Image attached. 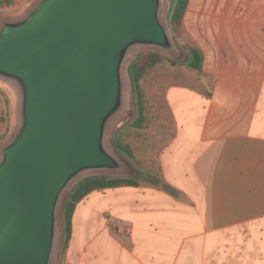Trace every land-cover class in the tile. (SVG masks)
<instances>
[{
	"label": "water",
	"instance_id": "water-1",
	"mask_svg": "<svg viewBox=\"0 0 264 264\" xmlns=\"http://www.w3.org/2000/svg\"><path fill=\"white\" fill-rule=\"evenodd\" d=\"M173 0H38L0 17V84L17 128L0 151V264H56L67 193L128 170L111 148L132 109L128 69L144 51L179 53Z\"/></svg>",
	"mask_w": 264,
	"mask_h": 264
},
{
	"label": "crops",
	"instance_id": "crops-1",
	"mask_svg": "<svg viewBox=\"0 0 264 264\" xmlns=\"http://www.w3.org/2000/svg\"><path fill=\"white\" fill-rule=\"evenodd\" d=\"M184 28L214 83L211 97L167 94L176 133L160 166L182 199L151 187L92 192L76 208L62 264H264V248L198 247L264 224V0H190Z\"/></svg>",
	"mask_w": 264,
	"mask_h": 264
},
{
	"label": "rangeland",
	"instance_id": "rangeland-1",
	"mask_svg": "<svg viewBox=\"0 0 264 264\" xmlns=\"http://www.w3.org/2000/svg\"><path fill=\"white\" fill-rule=\"evenodd\" d=\"M37 1L2 0L0 1V17L3 15H17L28 7L33 6ZM186 34L189 36L187 32ZM187 35H181L180 41H187V38L190 37ZM143 53H149V51L139 53L138 57ZM160 54L165 56L164 62L156 67L143 83L142 89L145 93L147 110V120L143 129L138 132L133 127L138 114V107L133 96L131 111L126 120L114 130L111 137L113 152L122 160L124 166H128L129 169L120 172H101L100 176L135 178L140 180L141 185L139 187H151L163 191L158 187L161 184L159 185L157 181L162 182L164 179L160 178V155L176 133V119L167 99L169 89L184 87L194 91L195 94L204 93V87L209 92L212 89L213 82L210 78L200 76L189 69L185 56L180 52L175 57L172 54ZM181 103L185 107L190 104L187 100H183ZM184 112V115L182 114V117L179 118L182 124L184 121L192 119L191 110ZM17 120L16 96L8 88L0 84V151L13 138L17 128ZM117 140L130 143L134 149L135 157L116 152L112 147V143ZM174 192L175 196L170 193L167 194L177 201L182 199L178 190ZM123 227L124 229L120 236H125V233H127V229L125 226ZM198 247L242 251L264 248V224L241 226L226 230L211 236V239L207 241H198ZM56 264H58V257Z\"/></svg>",
	"mask_w": 264,
	"mask_h": 264
},
{
	"label": "trees",
	"instance_id": "trees-1",
	"mask_svg": "<svg viewBox=\"0 0 264 264\" xmlns=\"http://www.w3.org/2000/svg\"><path fill=\"white\" fill-rule=\"evenodd\" d=\"M190 0H173L172 6L168 15L167 26L174 38L179 52L185 56L186 62L188 63L189 69L194 71L200 76H206L212 80L214 79L211 75L204 71V54L202 50L195 44V42L186 34L184 28V17L188 9ZM181 35H187V41H180ZM165 56L157 52H149L141 54L133 63L130 64L128 69V79L131 86V95L135 97L136 105L138 107L137 118L133 124L136 131H141L147 120L146 116V99L143 91V83L147 77L164 62ZM212 89L207 92L204 87V94L206 96H212ZM113 148L116 152L124 153L129 157H135L134 149L130 143H125L121 140H117L112 143ZM151 171V170H149ZM160 178H163L161 166H160ZM139 179L135 178H108L105 176L95 175L88 177L78 184H76L66 195L61 210H60V221H61V240L58 252V264L63 263V258L69 247L72 228L73 218L78 204L83 201L89 194L94 191H100L105 189H113L119 187H139L141 183ZM160 187L164 192L170 193L175 196L176 191L172 186L167 184L164 179L162 182L157 180ZM157 183V184H158ZM157 186V185H156Z\"/></svg>",
	"mask_w": 264,
	"mask_h": 264
},
{
	"label": "built area",
	"instance_id": "built-area-1",
	"mask_svg": "<svg viewBox=\"0 0 264 264\" xmlns=\"http://www.w3.org/2000/svg\"><path fill=\"white\" fill-rule=\"evenodd\" d=\"M14 1H17V0H14Z\"/></svg>",
	"mask_w": 264,
	"mask_h": 264
}]
</instances>
